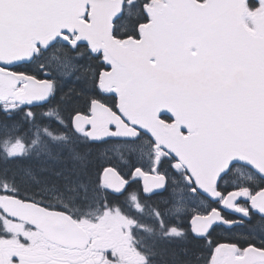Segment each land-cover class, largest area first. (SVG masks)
Here are the masks:
<instances>
[{
  "label": "snow or ice",
  "instance_id": "snow-or-ice-1",
  "mask_svg": "<svg viewBox=\"0 0 264 264\" xmlns=\"http://www.w3.org/2000/svg\"><path fill=\"white\" fill-rule=\"evenodd\" d=\"M169 246L264 264V0H0V264Z\"/></svg>",
  "mask_w": 264,
  "mask_h": 264
},
{
  "label": "trees",
  "instance_id": "trees-1",
  "mask_svg": "<svg viewBox=\"0 0 264 264\" xmlns=\"http://www.w3.org/2000/svg\"><path fill=\"white\" fill-rule=\"evenodd\" d=\"M37 111H39V110H37ZM242 234H243V229L240 230L239 233H237V234L233 233V234H228V235H242ZM213 238L222 239V238L216 237V234L215 233H213ZM192 244H194V242H190L189 243V246L191 247ZM169 247H170V250H169L168 253L165 254V256L163 257V260L164 261H167L168 264H171V261L173 259L172 255H171V249L174 248L175 246H169Z\"/></svg>",
  "mask_w": 264,
  "mask_h": 264
},
{
  "label": "flooded vegetation",
  "instance_id": "flooded-vegetation-1",
  "mask_svg": "<svg viewBox=\"0 0 264 264\" xmlns=\"http://www.w3.org/2000/svg\"><path fill=\"white\" fill-rule=\"evenodd\" d=\"M139 187H141V185L133 184V185H132V189H130V191H132V190H134V189H137V188H139Z\"/></svg>",
  "mask_w": 264,
  "mask_h": 264
}]
</instances>
